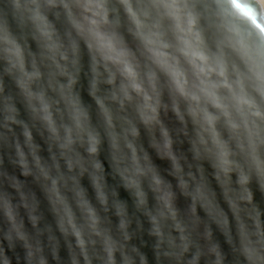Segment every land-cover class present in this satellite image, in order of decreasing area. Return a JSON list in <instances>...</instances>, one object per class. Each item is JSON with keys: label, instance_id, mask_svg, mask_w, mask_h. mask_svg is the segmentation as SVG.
<instances>
[{"label": "clouds", "instance_id": "1", "mask_svg": "<svg viewBox=\"0 0 264 264\" xmlns=\"http://www.w3.org/2000/svg\"><path fill=\"white\" fill-rule=\"evenodd\" d=\"M0 264H264V0H0Z\"/></svg>", "mask_w": 264, "mask_h": 264}]
</instances>
